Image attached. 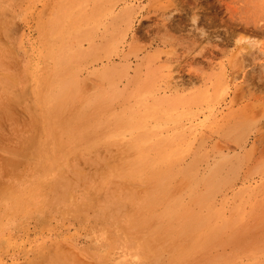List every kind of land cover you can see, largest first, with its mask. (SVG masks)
<instances>
[{"label": "rangeland", "instance_id": "374dc122", "mask_svg": "<svg viewBox=\"0 0 264 264\" xmlns=\"http://www.w3.org/2000/svg\"><path fill=\"white\" fill-rule=\"evenodd\" d=\"M0 264H264V0H0Z\"/></svg>", "mask_w": 264, "mask_h": 264}, {"label": "bare ground", "instance_id": "6f19581e", "mask_svg": "<svg viewBox=\"0 0 264 264\" xmlns=\"http://www.w3.org/2000/svg\"><path fill=\"white\" fill-rule=\"evenodd\" d=\"M118 17H119V16H118ZM123 18H124V17H123ZM123 18H122V19H123ZM69 20H70V19H69ZM126 20H127V18H126ZM114 21H115V20H114ZM128 22L130 23L129 20H128ZM68 24H69V23H68ZM87 27H88V26H87ZM90 27H91V26H90ZM86 32H87V31H86ZM72 35H73V34H72ZM55 38H56V36H55ZM58 38H59V37H58ZM87 38H88V37H87ZM78 39H79V38H78ZM48 40H49V39H48ZM53 40H54V39H53ZM55 42H56V40H55ZM61 43H62V42H61ZM55 45H56V44H55ZM53 46H54V45H53ZM63 46H64V45H63ZM64 47H65V46H64ZM56 49H57V48H56ZM60 49H61V48H60ZM65 49H66V48H65ZM49 50H50V49H49ZM57 51H58V50H57ZM58 54H59V51H58ZM63 55H64V53H63ZM52 56H53V55H52ZM64 56H65V55H64ZM70 56H71V55H70ZM55 58H56V57H55ZM69 58H70V57H69ZM72 58H73V57H72ZM74 61H75V60H74ZM43 62H44V61H43ZM64 65H65V64H64ZM64 65H63V66H64ZM55 67H56V66H55ZM53 70H54V68H53ZM110 72H111V71H110ZM110 72H109V73H110ZM58 73H59V72H58ZM106 74H107V73H106ZM55 75H56V74H55ZM63 76H64V75H63ZM68 78H69V77H67V79H68ZM55 82H56V81H55ZM53 83H54V82H53ZM77 84H78V82H77ZM77 84H76V85H77ZM133 85H134V84H133ZM149 88H150V87H149ZM73 89H74V88H73ZM80 89H81V88H80ZM139 90H140V88H139ZM149 90H150V89H149ZM70 91H72V90H70ZM78 91H79V90H78ZM140 91H141V90H140ZM146 91H147V90H146ZM66 92H68V91L66 90ZM134 92H135V91H134ZM85 94H86V93H85ZM88 94H89V93H88ZM146 94H147V93H146ZM149 94H150V93H149ZM92 95H93V94H92ZM94 95H95V94H94ZM117 95H118V94H117ZM112 96H113V95H112ZM62 97H63V96H62ZM62 97H61V98H62ZM64 97H67V96H64ZM70 97H71V96H70ZM85 97H86V96H85ZM88 97H89V96H88ZM110 97H111V96H110ZM115 97H116V95H115ZM32 98H33V97H32ZM103 98H104V97H103ZM43 99H44V98H43ZM62 99H63V98H62ZM67 99H68V98H67ZM69 99H70V98H69ZM83 99H84V98H83ZM64 100H65V98H64ZM81 101H82V100H81ZM96 102H97V101H96ZM63 103H64V102H63ZM74 103H75V102H74ZM74 103H73V104H74ZM48 104H49V103H48ZM68 104H69V102H68ZM49 105H50V104H49ZM104 105H106V103H104ZM107 105H108V104H107ZM37 106H38V105H37ZM41 106H42V105H41ZM70 106H71V105H70ZM67 107H68V106H67ZM41 108H42V107H41ZM41 108H40V109H41ZM57 108H58V107H56V109H57ZM65 108H66V107H65ZM68 108H69V107H68ZM58 109H59V108H58ZM98 109H99V107H98ZM60 110H61V108H60ZM72 110H73V109H72ZM58 111H59V110H57V112H58ZM68 111H69V110H68ZM43 112H44V111H43ZM54 112H55V110H54ZM69 112H70V111H69ZM67 114H68V113H67ZM125 114H126V113H125ZM43 115H44V114H43ZM58 115H59V114H58ZM100 115H101V114H100ZM100 115H99V116H100ZM132 115H133V114H132ZM39 116H40V115H39ZM54 116H55V115H54ZM59 116H61V115H59ZM62 116H63V115H62ZM64 116H65V114H64ZM124 116H125V115H124ZM55 118H56V117H55ZM59 118H61V117H59ZM133 118H134V117H133ZM141 118H142V117H141ZM52 119H53V118H52ZM87 119H88V117H87ZM54 120H55V119H54ZM98 120H99V119H98ZM109 121H110V120H109ZM62 122H63V121H62ZM96 122H97V121H96ZM96 122H95V123H96ZM118 122H119V121H118ZM42 123H43V122H42ZM95 123H94V125H95ZM109 123H111V122H109ZM127 123H128V122H127ZM57 124H58V123H57ZM77 124H78V123H77ZM90 124H91V123H90ZM92 125H93V124H92ZM94 125H93V127H94ZM125 125H126V124H125ZM55 126H57V125H55ZM55 126H54V127H55ZM62 126H63V125H62ZM123 126H124V125H123ZM131 126H134V125H131ZM52 127H53V125H52ZM79 127H80V126H79ZM83 127H84V126H83ZM83 127H82V128H83ZM85 127H86V126H85ZM93 127H92V129H93ZM111 127H112V126H111ZM125 127H126V126H125ZM125 127H123V128H125ZM73 128H74V127H73ZM120 128H121V127H120ZM127 128H128V127H126V129H127ZM57 129H58V128H57ZM104 129H105V128H104ZM104 129H103V130H104ZM116 129H117V128H116ZM128 129H129V128H128ZM77 130H78V129H77ZM81 130H83V129H81ZM89 130H90V129H89ZM95 130H96V129H95ZM55 131H56V130H55ZM72 132H73V131H72ZM85 133H86V132H85ZM103 133H104V132H103ZM67 134H68V132H67ZM67 134H66V135H67ZM147 134H148V132H147ZM48 135H49V134H48ZM74 136H75V135H74ZM74 138H75V137H74ZM76 138H77V137H76ZM80 138H81V137H80ZM81 139H82V138H81ZM61 140H62V139H61ZM138 140H139V139H138ZM91 141H92V140H91ZM91 141H90V142H91ZM107 144H108V143H107ZM167 144H168V143H167ZM128 147H129V146H128ZM128 147H127V148H128ZM154 147H155V146H154ZM158 160H159V158H158ZM146 162H147V161H146ZM141 168H142V167H141ZM188 170H189V169H188ZM134 171H135V170H134ZM153 172H156V171H153ZM157 173H158V171H157ZM149 174L151 175V173H149ZM154 175H157V174L154 173ZM164 176H165V175H164ZM149 177H150V176H149ZM158 177H159V173H158ZM143 178H144V177H143ZM146 178H147V176H146ZM150 178H151V177H150ZM163 178H164V177H163ZM157 179H158V178H157ZM205 179H206V178H205ZM154 181H156V180H154ZM154 181H153V182H154ZM158 181H159V180H158ZM182 181H183V180H182ZM203 182H204V181H203ZM205 182H206V181H205ZM192 183H193V182H192ZM151 184H152V183H151ZM155 184H156V183H155ZM157 185H158V184H157ZM209 185H210V184H209ZM213 185H214V184H213ZM207 186H208V185H207ZM215 186H216V185H215ZM151 187H152V185H151ZM164 187H165V186H164ZM188 188H189V187H188ZM213 189H214V188H213ZM133 190H134V189H133ZM208 190H209V189H208ZM211 191H212V188H211ZM160 192H161V191H160ZM163 192H164V191H163ZM163 192H162V193H163ZM154 193H155V192H154ZM164 194H165V192H164ZM205 194H206V193H205ZM113 195H114V194H113ZM135 196H136V195H135ZM145 197H146V196H145ZM150 197H151V195H150ZM127 198H128V197H127ZM162 198H163V197H162ZM198 198H200V197H198ZM206 198H207V197H206ZM143 199H144V198H143ZM198 200H199V199H198ZM201 200H202V199H201ZM152 201H153V199H152ZM155 201H156V200H155ZM155 201H154V202H155ZM151 203H152V202H151ZM176 203H177V202H176ZM127 204H128V203H127ZM142 204H143V203H142ZM156 204H157V203H156ZM161 204H162V203H161ZM145 205H146V203H145ZM154 205H155V204H154ZM158 205H159V204H158ZM158 205H157V206H158ZM138 206H139V205H138ZM138 206H137V207H138ZM147 206H148V205H147ZM186 206H187V205H186ZM148 207H149V206H148ZM154 207H155V206H154ZM175 207H176V206H175ZM175 207H174V208H175ZM139 208H140V207H139ZM145 208H147V207H145ZM144 210H145V209H143V212H144ZM146 210H147V209H146ZM134 211H136V210H134ZM140 211H141V209H140ZM148 211H149V210H148ZM148 211H147V212H148ZM165 211H166V210H165ZM165 211H164V212H165ZM169 211H170V210H169ZM166 212H167V211H166ZM160 213H161V212H160ZM132 214H134V213H132ZM211 214H212V213H211ZM136 216H137V215H136ZM138 216H139V215H138ZM140 216H142V215H140ZM163 216H165V215H163ZM129 217H130V215H129ZM142 217H144V216H142ZM138 219H139V218H138ZM177 220H178V219H177ZM204 220H205V219H204ZM131 224H133V223H131ZM166 224H167V223H166ZM190 224H191V223H190ZM152 226H153V225H152ZM131 228H132V227H131ZM192 228H193V227H192ZM148 229H149V228H148ZM188 229H189V228H188ZM164 230H165V229H164ZM167 230H168V229H167ZM169 230H170V229H169ZM181 230H182V229H181ZM184 230H185V229H184ZM189 230H191V229H189ZM207 230H208V229H207ZM155 232H156V231H155ZM161 232H162V231H161ZM164 232L166 233V231H164ZM194 232H195V231H194ZM170 233H171V232H170ZM170 233H169V234H170ZM159 234H160V233H159ZM159 234H158V235H159ZM169 234H168V235H169ZM184 234H185V233L183 232L182 235H184ZM188 234H189V232H188ZM193 234H194V233H193ZM215 234H216V233H215ZM160 235H161V234H160ZM162 235H164V233H163ZM168 235H167V236H168ZM182 235H181V236H182ZM191 235H192V233H191ZM144 236H145V235H144ZM212 236H213V235H212ZM159 237H160V236H159ZM176 237H177V236H176ZM176 237H175V238H176ZM189 237H190V236H189ZM143 238H144V237H143ZM181 238H182V237H181ZM184 238H185V237H184ZM184 238H183V239H184ZM163 239H164V237H163ZM178 239H180V237H179ZM150 240H151V239H150ZM160 240H161V239H160ZM176 241H177V240H176ZM176 241H175V242H176ZM181 241H182V240H181ZM161 242H162V241H161ZM183 242H184V241H183ZM154 243H155V242H154ZM156 244H157V243H156ZM162 244H163V243H162ZM171 244H172V243H171ZM178 244H180V242H179ZM182 244H186V243H182ZM190 244H191V242H190ZM212 244H213V243H212ZM134 245H135V244H134ZM147 245H148V244H147ZM153 245H155V244H153ZM173 245H174V244H173ZM191 245H192V244H191ZM198 245H199V244H198ZM135 246H136V245H135ZM176 246H178V245H176ZM179 246H181V245H179ZM183 246H184V245H183ZM169 247H170V246H169ZM191 247H192V246H191ZM146 248H147V247H146ZM178 248H179V247H178ZM181 248H182V247H181ZM185 248H187V247H185ZM187 249H188V248H187ZM189 249H190V248H189ZM191 250H192V249H191ZM191 250H189V251H191ZM202 250H203V248H202ZM181 251H183V249H182ZM174 252H175V251H174ZM177 253H178V252H177ZM186 254H187V253H186ZM171 255H172V254H171ZM175 256H177V255H175ZM182 256H184V255L182 254ZM155 257H156V256H155ZM176 258H177V257H176ZM179 258H180V257H179ZM179 258H178V259H179ZM186 258H187V257H186Z\"/></svg>", "mask_w": 264, "mask_h": 264}]
</instances>
